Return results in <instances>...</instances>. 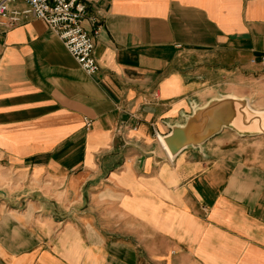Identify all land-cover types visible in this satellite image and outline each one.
<instances>
[{
	"label": "crops",
	"instance_id": "0c3cea01",
	"mask_svg": "<svg viewBox=\"0 0 264 264\" xmlns=\"http://www.w3.org/2000/svg\"><path fill=\"white\" fill-rule=\"evenodd\" d=\"M83 1L94 74L0 16V264H264V132L162 140L264 86V0Z\"/></svg>",
	"mask_w": 264,
	"mask_h": 264
},
{
	"label": "built area",
	"instance_id": "2783aa9c",
	"mask_svg": "<svg viewBox=\"0 0 264 264\" xmlns=\"http://www.w3.org/2000/svg\"><path fill=\"white\" fill-rule=\"evenodd\" d=\"M15 2H23L26 6H14ZM0 16L5 19L2 24L6 27L32 16L44 20L85 72L94 74L99 70L94 37L98 30L92 34L85 28L87 11L83 0H0ZM89 20L94 25L95 18ZM260 62L264 65V55ZM87 125H90L89 121Z\"/></svg>",
	"mask_w": 264,
	"mask_h": 264
},
{
	"label": "water",
	"instance_id": "95a60500",
	"mask_svg": "<svg viewBox=\"0 0 264 264\" xmlns=\"http://www.w3.org/2000/svg\"><path fill=\"white\" fill-rule=\"evenodd\" d=\"M233 97L236 96L228 95L222 99L212 100L207 106L196 109L194 114L189 116L185 125L173 127L172 132L162 138V140H164L168 145L170 154L174 156L181 149L188 145H200L206 139L219 132L224 125L231 126L240 133H263L264 128H262L260 131L253 132L241 131L234 123L222 118L219 115L215 116L213 114V111L217 106L227 101L234 100ZM240 99L241 100L239 104H236L238 111H240L244 103L248 102L243 98Z\"/></svg>",
	"mask_w": 264,
	"mask_h": 264
},
{
	"label": "bare ground",
	"instance_id": "6f19581e",
	"mask_svg": "<svg viewBox=\"0 0 264 264\" xmlns=\"http://www.w3.org/2000/svg\"><path fill=\"white\" fill-rule=\"evenodd\" d=\"M233 98L234 100L227 101L217 106L213 111V114L215 116L219 115L222 118L234 123L241 131L253 132L260 131L262 128H264V110H255L249 106V102H246L242 105L240 111H238L236 104H239L241 99L236 97ZM163 144L167 150H169L168 145L164 140Z\"/></svg>",
	"mask_w": 264,
	"mask_h": 264
},
{
	"label": "rangeland",
	"instance_id": "374dc122",
	"mask_svg": "<svg viewBox=\"0 0 264 264\" xmlns=\"http://www.w3.org/2000/svg\"><path fill=\"white\" fill-rule=\"evenodd\" d=\"M247 85H249V87H253L254 89H256V95L253 96L252 101H250L249 98L245 97V96L244 97H241L238 95H232V96H236L238 98H243V99L247 100L249 102V104L251 105V107L254 109L264 110V103H261V101H258V100L262 99L261 97H258V96H260L258 94L263 93V87L264 86L260 82H256L252 85H251V83H247Z\"/></svg>",
	"mask_w": 264,
	"mask_h": 264
}]
</instances>
